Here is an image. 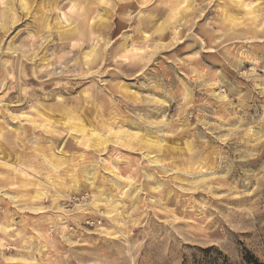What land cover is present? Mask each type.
I'll return each mask as SVG.
<instances>
[{
  "label": "clouds",
  "instance_id": "9594fccd",
  "mask_svg": "<svg viewBox=\"0 0 264 264\" xmlns=\"http://www.w3.org/2000/svg\"><path fill=\"white\" fill-rule=\"evenodd\" d=\"M72 2L61 6L70 9ZM84 2L87 14L76 19L80 28L58 30L49 23L47 0H0V8L15 9L24 20L15 40L7 29L0 36V197L7 188H35L37 195L17 197L13 206L49 214L47 230L28 220L0 224V264H162L164 234L189 230L213 232L236 257L238 238L256 264H264V115L247 121L229 115L223 123L235 127L227 135L220 124L211 129L218 143L189 140L178 153L166 143L185 131L179 124L192 107L186 96L206 89V80L243 77L264 95V0H255V15L245 17L242 32L217 4L215 23L201 33L207 41L201 52L216 55L201 58L197 52L181 62L180 82L165 86L155 108L109 84V76L119 79L116 73L146 74V65L131 54L144 46L141 25L131 20L130 6L138 0ZM219 3L227 8L235 0ZM214 4L203 0L202 7ZM93 31L105 39L86 55L74 44L93 43ZM245 61L247 70H241ZM10 91L27 110L11 126L16 109L10 112L5 103ZM130 124L138 130L129 131ZM151 148L157 150L150 155ZM130 153L140 158L122 166ZM161 213L168 217L166 228L153 219Z\"/></svg>",
  "mask_w": 264,
  "mask_h": 264
},
{
  "label": "rangeland",
  "instance_id": "374dc122",
  "mask_svg": "<svg viewBox=\"0 0 264 264\" xmlns=\"http://www.w3.org/2000/svg\"><path fill=\"white\" fill-rule=\"evenodd\" d=\"M63 2L64 0H47L49 23L55 24L58 30L61 28L79 29L81 25L76 23V19L87 14L84 0H73L70 9L62 7ZM141 4L146 7L142 8ZM217 4L223 9V15L228 22L241 32L244 30L240 25L243 24L245 17L255 15L253 7L255 0H235V5L227 8L220 4L219 0H216L213 8L206 10L202 7L203 0H138L137 3L131 5L132 23L141 25L143 35L140 36V39L144 42L143 48H132L131 54L134 59L146 65V74L125 73L120 75L116 73L114 75L119 79L109 76V84L115 85L120 91L135 93L137 98L142 97L150 101L154 108L160 107V93L164 91L165 86H170L172 80L180 82V76L183 75L178 72L181 62L191 59L197 52L207 48V41L201 34L202 28L215 23ZM241 4L245 7H240ZM103 11V8L95 9L96 14L99 15L98 25H101L105 19L101 15ZM23 23L24 20L15 9L0 8V36H3L4 30L7 29L8 37L15 40L16 36L23 31L21 28ZM126 27H129L131 31L130 26L126 25ZM145 27L149 31L144 32ZM89 39L93 43H85L84 47L80 48L81 42L76 41L74 47L86 55H90L89 48L95 51L100 47L105 35L102 31H93ZM226 47L232 46L227 45ZM233 51H239V49H233ZM144 53L148 55L145 56ZM215 55L216 53L211 51L201 52V58ZM246 64L247 61L241 64V70H247ZM30 68L29 65L28 69L30 70ZM174 69L177 71H173ZM105 75L109 74L105 73ZM135 81L140 82L135 83ZM11 83V81L8 82V84ZM206 84V89L189 90L186 96V100L191 103L192 107L187 109L186 118L179 124V127L185 131L177 136L166 138L168 147L174 152L178 153L179 149L186 148L189 140L193 145L205 140L210 144L218 143L210 136L211 129L220 124L223 129H226L225 135H227V131L235 127L231 121L228 125L223 123L229 115H238L246 121L257 120L258 113L264 115V95L258 89L254 90L251 81L240 77L238 80L225 79L220 82L206 80ZM7 87L8 85H5L6 89ZM15 96L16 93L10 91L5 97V103L9 104L8 110L12 112L13 108L16 109L13 112L14 120L9 121L10 126L20 117L27 116L24 106L14 103ZM137 130L131 124L129 125V131ZM255 131L256 129L253 128V132ZM116 136L121 143L128 140V137L122 136L121 133H116ZM156 150V148H151L149 154L151 155ZM122 151L127 152L128 148L126 147ZM139 158L140 153H130L120 163L123 166L125 163H131L132 160ZM142 163H146V161H142ZM22 171L24 170L22 169ZM25 175L32 176L33 174L25 172ZM23 179V176L19 177L20 182H23ZM35 195H37V190L32 187L7 188L5 195L0 197V224L7 227L28 220L29 223L37 225L42 230H47L49 222L46 218L49 214L45 213L42 208L37 207L33 211L20 212L17 207L13 206L20 203L16 199L17 197ZM40 195L47 197L49 193L41 192ZM9 197L12 199L10 200ZM40 203L47 207L49 201L42 199ZM172 207L174 210V205ZM153 219L161 226L167 227L165 221L168 217L162 213L159 214L158 219L157 217H153ZM233 240L238 260H233L237 257L229 255L228 251L221 247L223 241L211 231L189 230L179 234L166 232L161 238L162 264H256L255 258L243 245V241L235 237Z\"/></svg>",
  "mask_w": 264,
  "mask_h": 264
}]
</instances>
